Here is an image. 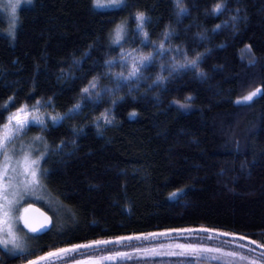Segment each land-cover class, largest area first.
Listing matches in <instances>:
<instances>
[{"label": "trees", "instance_id": "16d2710c", "mask_svg": "<svg viewBox=\"0 0 264 264\" xmlns=\"http://www.w3.org/2000/svg\"><path fill=\"white\" fill-rule=\"evenodd\" d=\"M221 2L182 0V13L175 0H124L105 8L94 0H32L19 10L14 40L0 12V127L37 101L40 110L61 116L81 104L70 118L47 123L44 131L30 125L21 135L37 155L47 152L40 165L55 201L46 210L55 221L33 236L26 253L0 246V264H24L91 239L191 232L178 229L264 244V95L236 103L256 88L264 92V0H226L214 14ZM138 11L148 17L144 30L152 43H142ZM122 21L126 35L113 43ZM132 49L154 59L140 78L124 80L114 74L127 75L119 57ZM185 55H199L198 67L173 70ZM94 77L99 95L84 99L82 89ZM106 110L111 124L97 119ZM37 135L47 149L32 139ZM236 249L251 257L247 248ZM160 258L150 257L152 264L224 262Z\"/></svg>", "mask_w": 264, "mask_h": 264}, {"label": "snow or ice", "instance_id": "6c2138e0", "mask_svg": "<svg viewBox=\"0 0 264 264\" xmlns=\"http://www.w3.org/2000/svg\"><path fill=\"white\" fill-rule=\"evenodd\" d=\"M26 3H31L32 0H24ZM21 3V0H14L11 3V27L8 31V36H10L13 40L15 39L16 35V27L19 23V19L16 15V10ZM96 6L102 5V0H94ZM108 3L119 5L124 3V0H108ZM175 3L182 13H185L187 10L183 8L182 0H175ZM226 6V0H222L221 3H217L214 8L212 9L214 14L221 13ZM134 19L136 21V26L139 33L144 37L142 43H152L148 40V32L145 31V21L148 19L144 12L138 11L135 13ZM127 21H122L116 28L114 29L113 35V43H119L121 40L124 39V36L127 32ZM221 25H217L216 28L219 29ZM164 38L168 39L170 33L165 31L163 33ZM165 45L163 40L159 42L157 46V52L163 53L166 51ZM179 52L180 50L177 49ZM250 51V49H249ZM119 59L125 63L121 64V67L127 68V75L125 76L124 72L115 73L117 77L123 78L124 80H128L130 78H140L142 73V67H146V62H151L154 57L152 52H148L147 54L143 53L140 50L132 49L126 53H122ZM200 56L197 55L193 59H188L185 55V60L183 63L176 62L173 64V70L179 68H197L198 61ZM113 61L109 60L106 61V64L111 65ZM163 67V66H162ZM199 75L203 76L204 74L201 72ZM98 77H94L87 87L82 89V93L84 95V99H88L90 95L98 96V92H93L92 90L97 88L98 84ZM163 76H158L157 81H163ZM257 95H264V92L261 91L260 88H256L254 91L250 92L249 94L241 97L236 101L238 104H247L253 101V98ZM11 99V98H10ZM187 100H191V97H187ZM39 105L40 101L36 102V105L33 106V111L28 113L27 105L22 106L17 112L12 113L7 118V123L3 125V132L0 134V246H3L5 249L9 248L11 245V252H19V253H26L28 249L22 243V237L17 235V232L14 230V226L16 223L23 221L24 227L28 229L29 232L37 233L43 229L48 227V223H42L39 227L33 226L29 223L28 219L18 214L19 209L16 207L19 204L20 199H22V189L26 191L30 186L39 184V177L38 173L41 172L39 167L40 161L47 155L46 151H41L39 155L35 158H32V145L29 144L27 146L23 145L21 140L20 143V151L17 153L16 151V141L20 139L22 134H26L27 129L30 124H37L41 126V131H44L47 127L44 118L42 115H37L36 113L39 112ZM186 105H181L184 107ZM6 107V106H5ZM81 108V104L77 103L73 106L72 109H69V112L66 113L64 116L59 114L52 115L50 118L55 125L57 122L62 121L65 118H70L71 114L78 112ZM109 111L106 110L105 113L98 117L97 119H103L105 123L111 124L112 118L109 116ZM134 115V113H133ZM99 127V125H97ZM34 141H40L43 143L44 148L47 149L48 145L47 142L44 140L42 135H37L32 138ZM173 196L176 193H172ZM27 212V209L24 210ZM180 231H192L188 230H180ZM199 231L209 232L210 229H200ZM156 235H167V233H159V234H149V236H156ZM220 236H231L233 240H246L247 237L240 235L236 236L233 233H218ZM148 237H145L147 239ZM211 238V237H209ZM139 240L141 237L139 236H129V237H117L115 240H96L92 241L87 244H73L71 247L67 248H58L54 251H49L45 253L43 256H38L35 259L27 260V264H41V262H48V264H55L57 260H66L69 257L74 256V254L80 252L81 249H92V248H99L101 246H106L109 244H121L124 241H131V240ZM225 243H229V241H225ZM249 245H256V248H251ZM166 246L161 244L158 247L154 248H136L135 252L141 253L144 256L147 255H161V251L158 249H164ZM178 249L181 251H169L167 255L172 256H185V255H193L198 260L208 259V260H222L223 257L229 258L223 262V264H232L233 261L239 259L240 261H246L247 264H256V260H264V252H261L259 257H252L249 258L248 256L237 252V251H224L220 247H204L200 245L194 244H180L176 245ZM237 248L244 249L247 248L249 252H256L257 249H264V244H258L256 240H249L248 245L245 244H237ZM210 254V255H209ZM113 258H120V259H129L131 258V254L128 252H120L117 251L113 253V255L108 257H101L100 259H113ZM88 261L90 264H97V260L95 258L89 257ZM72 264H85V261L82 260H73Z\"/></svg>", "mask_w": 264, "mask_h": 264}, {"label": "rangeland", "instance_id": "374dc122", "mask_svg": "<svg viewBox=\"0 0 264 264\" xmlns=\"http://www.w3.org/2000/svg\"><path fill=\"white\" fill-rule=\"evenodd\" d=\"M13 2H14V0H0V12H2L8 16L10 23H11V7H10V5ZM26 5H28V3L24 2V0H21V3L19 4V6L16 10L17 17L19 15V10L23 6H26ZM111 6H114V4L108 3V0H102V5L98 6V7L105 8V7H111ZM17 110L13 111L12 113L17 112ZM27 111H28V113H31L33 111V109L27 107ZM36 114L42 115V117L45 120V123L47 124V123H53L50 117L52 115H57L58 112L53 110L52 112L47 113V112L39 109V112ZM3 125L0 127V134H2V132H3ZM30 125H34V124H30ZM35 125H37V124H35ZM21 140L23 142V145H25V146H27L29 144L32 145V158H35L37 156V154L35 152L36 147L34 146L33 143H29L24 138H20L16 141L17 153H19V151H20ZM0 159H2V157H0ZM39 167H40V169H42L41 165H39ZM38 177H39V184L30 186L26 191H23V189H22V192H23L22 199H20L19 204L16 205V207L19 209L18 214L23 215L24 210L31 203H35L37 201H40V202L47 201V203L39 204V205H41L42 207H44L45 209H47L49 211H50V209H52L53 203L55 201L53 202L52 196H50V195L48 196V191L46 190V187L44 184L42 172L38 173ZM53 217H54V221H55V216L53 215ZM14 230L17 232L18 236L23 238L22 243L25 245L26 248L31 245L32 238H33V236H35V233L29 232L27 229H25L23 221L16 223L14 226ZM209 237H211V238H209ZM156 238H157V242L154 243L155 247H158L161 244L166 246L164 249H158L159 251H161V253H162L161 255H151L150 254V255L144 256L141 253H136V252L133 253L134 255L133 254L132 255L136 258L161 257L160 259L168 258L165 261L177 260L181 263H186V262L187 263H190V262L193 263L194 261H199V260L191 254L185 255V256H180V255L172 256V255H167V254H163V253H167L169 251H177V252L181 251L180 249H178L176 247V245H180V244H194V245H200V246H204V247H220L224 251H233V250L237 251V249H236L237 244H246L241 240H233V238H229L226 236H220L216 233L205 232V231L182 232L178 235H172V234L163 235V236L157 235ZM225 241H229V243H225ZM139 245L140 244H135V245H132V247H136ZM152 245L153 244H150V243H143L140 246H143L142 249H144V248H148ZM11 247L12 246L9 245V248L7 250L9 251V249H11ZM15 253H17V252H15ZM255 256L257 257L258 253L251 252V257H255ZM251 257H249V258H251ZM226 260H229V258H227V257L222 258V261H226ZM237 261L239 263L247 264L246 261H240L239 259L233 261L232 263H234V262L237 263ZM262 263L264 264V260L263 261L259 260V259L256 260V264H262Z\"/></svg>", "mask_w": 264, "mask_h": 264}, {"label": "flooded vegetation", "instance_id": "af4514ba", "mask_svg": "<svg viewBox=\"0 0 264 264\" xmlns=\"http://www.w3.org/2000/svg\"><path fill=\"white\" fill-rule=\"evenodd\" d=\"M49 212V211H48ZM50 213V212H49ZM51 214V213H50ZM52 218H53V224L51 225V227L45 231H40L37 232L35 234L41 235L45 232H47L48 230H50L53 225H54V217L51 214ZM27 229V228H25ZM28 230V229H27ZM129 236H139L141 237V239L139 240H131V241H124L121 244H109L106 246H101L99 248H92V249H81L80 252L74 254V256L67 258L66 260H57L55 261V264H72V261L75 260H82L85 261V264H90V261H88L89 257L95 258L97 260V264H152L151 259L143 257V258H136L134 257L133 253H135V249L137 248H143V246H140L143 243H150L153 244L152 246L148 247V248H153L155 247L154 243L157 242V238L156 236H146L148 237L147 239H145V236H141V235H123V236H118V237H129ZM117 237H111V238H97V239H91L88 241H81V242H76V243H70L67 244L65 246L62 247H57L54 249H51L49 251H54L55 249L58 248H66V247H71L73 244H87L90 243L92 241H96V240H115ZM135 244H140L139 246L136 247H132V245ZM145 249V248H144ZM47 251V252H49ZM120 251V252H128L131 254V258L129 259H120V258H113V259H100L101 257H108L113 255V253ZM45 252V253H47ZM45 253L40 254L39 256H43ZM137 253V252H136ZM133 254V255H132ZM38 257V256H37ZM24 264H27V262H25ZM41 264H48V262H41Z\"/></svg>", "mask_w": 264, "mask_h": 264}, {"label": "water", "instance_id": "95a60500", "mask_svg": "<svg viewBox=\"0 0 264 264\" xmlns=\"http://www.w3.org/2000/svg\"><path fill=\"white\" fill-rule=\"evenodd\" d=\"M24 216L28 219L29 223L33 226L39 227L42 223H48V227L46 229H43L41 231H45L49 229L52 225V218L49 214L46 213L42 208L39 206L33 204L30 207L27 208V212H24ZM180 230L184 229H178L176 231L182 232ZM175 231V230H174ZM173 232V230H168L166 233ZM67 248V247H66Z\"/></svg>", "mask_w": 264, "mask_h": 264}, {"label": "bare ground", "instance_id": "6f19581e", "mask_svg": "<svg viewBox=\"0 0 264 264\" xmlns=\"http://www.w3.org/2000/svg\"><path fill=\"white\" fill-rule=\"evenodd\" d=\"M29 4V3H28ZM119 24V23H118ZM8 28V27H7ZM113 33V32H112ZM43 160V159H42ZM33 204H35V205H37V206H39L40 208H42L44 211H46V213L47 214H49L50 215V217L52 218V216H51V214L45 209V208H43L42 206H40L39 204H37V203H31L28 207H30L31 205H33ZM27 207V208H28ZM26 208V209H27ZM25 212V211H24ZM52 221H53V218H52ZM52 224H53V222H52Z\"/></svg>", "mask_w": 264, "mask_h": 264}]
</instances>
